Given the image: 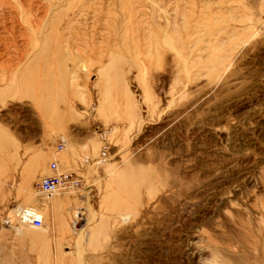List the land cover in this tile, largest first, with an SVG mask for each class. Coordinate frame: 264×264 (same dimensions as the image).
Listing matches in <instances>:
<instances>
[{"label": "rangeland", "instance_id": "374dc122", "mask_svg": "<svg viewBox=\"0 0 264 264\" xmlns=\"http://www.w3.org/2000/svg\"><path fill=\"white\" fill-rule=\"evenodd\" d=\"M0 264H264V0H0Z\"/></svg>", "mask_w": 264, "mask_h": 264}, {"label": "built area", "instance_id": "2783aa9c", "mask_svg": "<svg viewBox=\"0 0 264 264\" xmlns=\"http://www.w3.org/2000/svg\"><path fill=\"white\" fill-rule=\"evenodd\" d=\"M63 148V143L58 144V150ZM48 167L51 174L41 177L37 181L36 191L43 194H52V192L71 189L76 190L80 187L79 179L71 172H62L59 170L56 161H51ZM20 219L23 224L30 225L34 228L42 226V219L36 217L33 212L23 210L20 213Z\"/></svg>", "mask_w": 264, "mask_h": 264}, {"label": "bare ground", "instance_id": "6f19581e", "mask_svg": "<svg viewBox=\"0 0 264 264\" xmlns=\"http://www.w3.org/2000/svg\"><path fill=\"white\" fill-rule=\"evenodd\" d=\"M5 26V25H4ZM41 26V25H40ZM9 27V26H8ZM42 27V26H41ZM35 28H36V26H35ZM39 28V27H38ZM2 29H4V28H2ZM36 33V35L38 34V36H39V33H37V32H35ZM41 33V32H40ZM9 34V33H8ZM11 34H12V31H11ZM41 38V37H40ZM39 38V39H40ZM48 39V38H47ZM4 41V40H3ZM37 41H38V39H37ZM45 46H46V44H45ZM34 47V46H33ZM41 48V50H43L44 49V44H43V41H38V43L36 44V47H35V49H40ZM32 50V49H31ZM33 52V51H32ZM31 52V53H32ZM41 53V52H40ZM22 55V54H21ZM30 56H31V54H30ZM29 56V57H30ZM21 57V56H20ZM39 57V56H38ZM24 58H26V56H24ZM19 60V59H18ZM28 60H30V59H27V61ZM38 60V58L37 59H35V60H32V62L31 63H36V62H38L37 61ZM23 61V60H22ZM25 62H26V60H25ZM29 62V61H28ZM17 63V62H16ZM39 63V62H38ZM19 66V65H18ZM29 76L30 77H32V74L30 75L29 74ZM34 76V75H33ZM21 78V77H20ZM31 81V80H30ZM60 191V190H59ZM55 192H58V191H55ZM55 192H52V194H51V199L49 200V203H53V202H57L58 201V197L57 196H55V194H53V193H55ZM46 195H50V194H46ZM18 209V211H20V213L21 212H23V210H26V211H29V212H33L34 213V215L36 216V217H40L41 219H42V217H43V215H42V213L40 212V211H37V209H35V208H33V207H23V208H17ZM30 226V225H29ZM95 232V231H94ZM93 232V233H94ZM92 233V234H93Z\"/></svg>", "mask_w": 264, "mask_h": 264}]
</instances>
